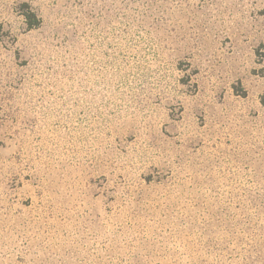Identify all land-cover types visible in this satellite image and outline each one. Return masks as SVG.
<instances>
[{
  "label": "rangeland",
  "instance_id": "1",
  "mask_svg": "<svg viewBox=\"0 0 264 264\" xmlns=\"http://www.w3.org/2000/svg\"><path fill=\"white\" fill-rule=\"evenodd\" d=\"M0 264H264V0H0Z\"/></svg>",
  "mask_w": 264,
  "mask_h": 264
},
{
  "label": "trees",
  "instance_id": "2",
  "mask_svg": "<svg viewBox=\"0 0 264 264\" xmlns=\"http://www.w3.org/2000/svg\"><path fill=\"white\" fill-rule=\"evenodd\" d=\"M23 8L20 10L21 15L24 18V23L26 25V29L36 28L39 24V20L36 18L34 12L31 11L29 6L25 3L22 6Z\"/></svg>",
  "mask_w": 264,
  "mask_h": 264
}]
</instances>
